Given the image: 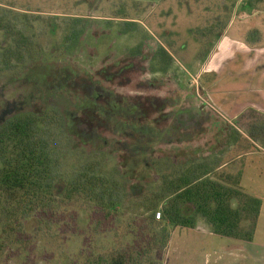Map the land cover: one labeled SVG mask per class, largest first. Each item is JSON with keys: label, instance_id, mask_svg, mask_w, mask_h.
Wrapping results in <instances>:
<instances>
[{"label": "rangeland", "instance_id": "obj_1", "mask_svg": "<svg viewBox=\"0 0 264 264\" xmlns=\"http://www.w3.org/2000/svg\"><path fill=\"white\" fill-rule=\"evenodd\" d=\"M2 11L18 29L28 26L42 54L0 75L10 100L0 124L19 112L59 114V186L93 160L120 179L130 206L159 184L151 166L157 161L166 173L187 163L240 172L242 187L261 202L252 241L213 235L197 219L194 229L170 228V241L156 257L161 264H264V117L243 105L246 97L228 111L238 120L202 115L210 79H198L194 63L214 40L208 36L225 31L238 43L264 48V0H0ZM249 75L240 87H250ZM68 213L65 232H38L26 260L0 264H78L81 256L129 244L133 236L125 226L141 220L118 215L96 233L88 212L70 206ZM37 228V221L26 222L28 234Z\"/></svg>", "mask_w": 264, "mask_h": 264}, {"label": "trees", "instance_id": "obj_2", "mask_svg": "<svg viewBox=\"0 0 264 264\" xmlns=\"http://www.w3.org/2000/svg\"><path fill=\"white\" fill-rule=\"evenodd\" d=\"M9 17L0 12V75L42 54L28 26L20 30L17 20ZM3 41L8 42L4 47ZM59 126L60 116L54 111L15 115L0 125V263L13 257L26 260L34 234L66 229L70 206L88 212L96 233L106 231L118 215L141 219L125 226L133 236L129 244L106 255L81 256L84 260L78 264H161L156 254L168 245L170 228L194 229L197 219L204 220L213 235L252 241L261 202L242 187L240 172L187 163L171 165L166 173L157 161L151 166L159 184L128 206L120 179L93 160L80 164L59 186ZM148 133L160 139V133ZM29 220L38 225L32 235L26 232Z\"/></svg>", "mask_w": 264, "mask_h": 264}, {"label": "flooded vegetation", "instance_id": "obj_3", "mask_svg": "<svg viewBox=\"0 0 264 264\" xmlns=\"http://www.w3.org/2000/svg\"><path fill=\"white\" fill-rule=\"evenodd\" d=\"M225 32L221 33L217 38L216 36H208V39L214 40H209L207 43L205 55L201 58L197 57L196 61H194L197 78L201 79V77L207 76L210 79L209 85H211L209 91L205 86L203 88V94L209 103L200 104L199 108L205 104L200 112L202 115L209 112L221 120L227 118L230 120H238V116L237 118L227 116L228 113L230 114L228 111L239 105L234 103L246 97V102L243 105H248L251 111L260 117H264V48L248 47L244 43H238L235 39L228 37ZM164 49V51L169 53L166 48ZM171 57L175 60L172 55ZM248 67H255L257 71L255 70L256 73L254 75L250 73L254 77L253 81L245 76L246 78L244 79L250 87L242 88L239 85L243 79L240 70H247ZM3 92H6L5 88L3 91L0 89V112L3 110L5 104L10 102V100L6 99L5 93ZM217 96L221 98H218L217 103H215L214 98ZM20 114L19 112L15 115ZM15 115L8 117L6 120ZM229 123L232 128H237L233 122Z\"/></svg>", "mask_w": 264, "mask_h": 264}, {"label": "crops", "instance_id": "obj_4", "mask_svg": "<svg viewBox=\"0 0 264 264\" xmlns=\"http://www.w3.org/2000/svg\"><path fill=\"white\" fill-rule=\"evenodd\" d=\"M226 40H227V39H226ZM203 67H204V66H203ZM255 70H256L255 67H248L247 70H246V69H242V70H240V71H242V72H241L242 75H243L245 72H247L246 75H247V74H250V73H253V75H254V73H256V71H257V70L255 71ZM254 71H255V72H254ZM249 76H252V74L249 75ZM206 77H207V76H205L204 78L206 79ZM208 78H209V77H208ZM253 78H254V77H250V78H248V79H249V80L251 79V81H253ZM208 86L210 87L211 85L208 84Z\"/></svg>", "mask_w": 264, "mask_h": 264}, {"label": "built area", "instance_id": "obj_5", "mask_svg": "<svg viewBox=\"0 0 264 264\" xmlns=\"http://www.w3.org/2000/svg\"><path fill=\"white\" fill-rule=\"evenodd\" d=\"M155 219H156V220H159V219H160V213H157V214H156Z\"/></svg>", "mask_w": 264, "mask_h": 264}, {"label": "water", "instance_id": "obj_6", "mask_svg": "<svg viewBox=\"0 0 264 264\" xmlns=\"http://www.w3.org/2000/svg\"><path fill=\"white\" fill-rule=\"evenodd\" d=\"M205 105H202L201 107H200V110L204 107Z\"/></svg>", "mask_w": 264, "mask_h": 264}]
</instances>
